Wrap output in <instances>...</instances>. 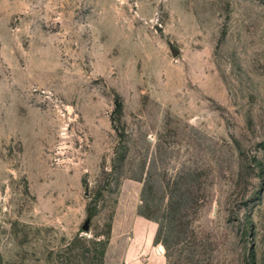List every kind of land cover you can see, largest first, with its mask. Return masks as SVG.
Listing matches in <instances>:
<instances>
[{
  "label": "rangeland",
  "instance_id": "374dc122",
  "mask_svg": "<svg viewBox=\"0 0 264 264\" xmlns=\"http://www.w3.org/2000/svg\"><path fill=\"white\" fill-rule=\"evenodd\" d=\"M129 208L133 264H264V0H0V264Z\"/></svg>",
  "mask_w": 264,
  "mask_h": 264
},
{
  "label": "crops",
  "instance_id": "0c3cea01",
  "mask_svg": "<svg viewBox=\"0 0 264 264\" xmlns=\"http://www.w3.org/2000/svg\"><path fill=\"white\" fill-rule=\"evenodd\" d=\"M132 189L126 191L128 200L137 196V186L132 184ZM137 210L133 211L130 208L127 210H120L116 212L114 218L112 233L107 242L103 254L102 264H133L137 246L132 242L134 231L135 219L137 218ZM133 225V227L131 226Z\"/></svg>",
  "mask_w": 264,
  "mask_h": 264
},
{
  "label": "water",
  "instance_id": "95a60500",
  "mask_svg": "<svg viewBox=\"0 0 264 264\" xmlns=\"http://www.w3.org/2000/svg\"><path fill=\"white\" fill-rule=\"evenodd\" d=\"M90 228V219L86 220V222L83 224V229L89 230Z\"/></svg>",
  "mask_w": 264,
  "mask_h": 264
}]
</instances>
